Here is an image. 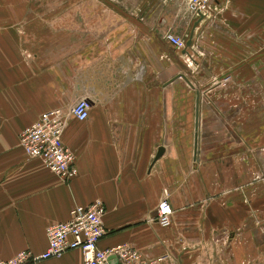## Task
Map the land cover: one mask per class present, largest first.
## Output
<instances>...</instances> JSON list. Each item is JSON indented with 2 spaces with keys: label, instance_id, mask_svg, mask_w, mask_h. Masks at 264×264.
<instances>
[{
  "label": "crops",
  "instance_id": "0c3cea01",
  "mask_svg": "<svg viewBox=\"0 0 264 264\" xmlns=\"http://www.w3.org/2000/svg\"><path fill=\"white\" fill-rule=\"evenodd\" d=\"M76 1L70 18L21 14L19 0H0V256L41 253L49 224L98 199L101 249L124 246L148 264H256V194L264 191L256 187V149L233 165L225 145L212 170L207 152L196 156L198 131L214 126H198V94L183 108L186 94L164 87L186 76L182 54L191 83L211 82L216 67L256 81L264 0H213L204 16H194L188 0ZM168 34L190 44L178 50ZM150 83L161 86L150 94ZM79 98L89 100V115L67 120L62 138L77 174L63 182L24 154L19 134L42 111H67ZM173 131L190 133L181 139ZM164 190L173 208L167 227L153 220ZM28 264H83V256L73 249ZM107 264H126L122 252Z\"/></svg>",
  "mask_w": 264,
  "mask_h": 264
},
{
  "label": "rangeland",
  "instance_id": "374dc122",
  "mask_svg": "<svg viewBox=\"0 0 264 264\" xmlns=\"http://www.w3.org/2000/svg\"><path fill=\"white\" fill-rule=\"evenodd\" d=\"M19 1L14 4V11H20L21 14L26 8L30 9L28 12L34 13L46 11L52 13L54 17L62 13L68 14L70 18L76 17L75 14L78 12L76 0ZM181 61L184 67L182 71L186 72L187 77L189 67L185 54H182ZM211 70L216 75L211 82H192L193 87H191L182 77H179L172 85L167 84L164 87L165 94H186L179 98L180 103L184 104L182 107H186L188 102L194 104L195 95L198 94V126L201 124L214 126L212 130L203 126L205 129L198 131L196 156L200 154V149L207 152L203 156H206L209 161L212 160L213 163L210 165L214 166L212 170L219 171L220 156L225 155L226 149L230 163L233 165L237 163L238 157H245L250 151L256 149V187L260 188V191L264 190V50L256 49V81H241L234 73L236 68L232 67H216ZM155 85L161 86L159 83H150V94ZM183 108L179 109L180 122L186 121V116L182 114L184 113ZM172 133L175 138L183 139L190 132L173 131ZM243 140L250 141V144L256 141V144L247 146L246 142L242 143ZM262 195L264 191L256 194V264H264V233L260 226V219L264 212V200L258 201L259 198L264 197Z\"/></svg>",
  "mask_w": 264,
  "mask_h": 264
},
{
  "label": "built area",
  "instance_id": "2783aa9c",
  "mask_svg": "<svg viewBox=\"0 0 264 264\" xmlns=\"http://www.w3.org/2000/svg\"><path fill=\"white\" fill-rule=\"evenodd\" d=\"M212 2L213 0H188V6L194 16H204L210 11ZM166 38L178 50L187 46L183 37L168 34ZM89 108V100L79 98L67 111L61 108L42 111L38 118L19 134V144L24 154L29 158H39L61 181L72 179L77 174L75 155L64 143L62 136L68 118L85 120L89 115ZM104 213V205L98 199L86 205L75 204L69 211L70 218L67 221L54 222L46 227L45 250L39 254L21 250L9 258L0 256V264H28L59 257L73 249L81 251L83 264H107L108 257L116 250L122 252L126 264H148L136 250H128L124 246L99 248V241L106 232L102 221ZM172 214L169 192L164 190L153 220L161 227H167ZM260 223L264 233V212Z\"/></svg>",
  "mask_w": 264,
  "mask_h": 264
},
{
  "label": "water",
  "instance_id": "95a60500",
  "mask_svg": "<svg viewBox=\"0 0 264 264\" xmlns=\"http://www.w3.org/2000/svg\"><path fill=\"white\" fill-rule=\"evenodd\" d=\"M189 44H190V41H187V46ZM177 77H182L191 87H193V84L190 82V80H188V78L183 73H180L177 76L173 77L172 80L177 78ZM196 105L198 106V98H197V101H196ZM196 118H198V114L197 113H196ZM163 152H164V148L162 146H159L158 149H157V152L155 154L154 159L156 160L157 158H159L162 155Z\"/></svg>",
  "mask_w": 264,
  "mask_h": 264
}]
</instances>
